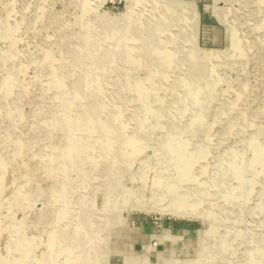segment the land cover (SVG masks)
Returning <instances> with one entry per match:
<instances>
[{
  "label": "rangeland",
  "instance_id": "rangeland-1",
  "mask_svg": "<svg viewBox=\"0 0 264 264\" xmlns=\"http://www.w3.org/2000/svg\"><path fill=\"white\" fill-rule=\"evenodd\" d=\"M0 264H264V0H0Z\"/></svg>",
  "mask_w": 264,
  "mask_h": 264
},
{
  "label": "bare ground",
  "instance_id": "bare-ground-1",
  "mask_svg": "<svg viewBox=\"0 0 264 264\" xmlns=\"http://www.w3.org/2000/svg\"><path fill=\"white\" fill-rule=\"evenodd\" d=\"M170 4V3H169ZM131 16V15H130ZM133 18V17H132ZM140 21V20H139ZM257 22V21H256ZM5 23V22H4ZM132 23V22H131ZM141 24V23H140ZM132 25V24H131ZM258 25V24H257ZM6 26V25H5ZM130 26V25H129ZM133 26V25H132ZM139 26V25H138ZM259 27V26H258ZM136 29V28H135ZM85 30V29H84ZM85 31H87V30H85ZM132 31V30H131ZM90 32V31H89ZM134 33V32H133ZM140 33H141V31H140ZM137 36V35H136ZM160 44V43H159ZM66 47V46H65ZM152 50V49H151ZM148 51V50H147ZM88 53V52H87ZM86 53V54H87ZM149 53V52H148ZM151 53V52H150ZM149 55V54H148ZM74 56V55H73ZM49 57V56H48ZM86 57V56H85ZM74 58V57H73ZM79 60V59H78ZM81 93V92H80ZM62 98V97H61ZM52 107V106H51ZM75 185V184H74ZM71 189V188H70ZM72 192V191H71ZM66 203V202H65ZM90 216V215H89ZM91 221V220H90ZM79 229V228H78ZM90 231V230H89ZM18 233V232H17ZM87 233V232H86ZM79 234V233H78ZM94 234V233H93ZM66 235V234H65ZM89 235H91V234H89ZM95 235V234H94ZM215 235V234H214ZM222 235V234H221ZM68 237V236H67ZM77 237V236H76ZM76 239H78V238H76ZM221 239V238H220ZM224 239V238H223ZM71 241V240H70ZM68 242V241H67Z\"/></svg>",
  "mask_w": 264,
  "mask_h": 264
}]
</instances>
